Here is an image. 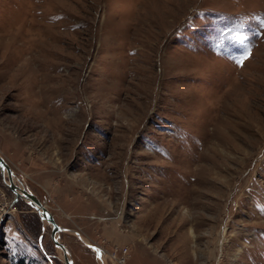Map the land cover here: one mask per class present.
<instances>
[{"label":"rangeland","instance_id":"obj_1","mask_svg":"<svg viewBox=\"0 0 264 264\" xmlns=\"http://www.w3.org/2000/svg\"><path fill=\"white\" fill-rule=\"evenodd\" d=\"M0 154L74 264H264V0H0ZM7 182L0 264H66Z\"/></svg>","mask_w":264,"mask_h":264},{"label":"water","instance_id":"obj_2","mask_svg":"<svg viewBox=\"0 0 264 264\" xmlns=\"http://www.w3.org/2000/svg\"><path fill=\"white\" fill-rule=\"evenodd\" d=\"M0 168H1L3 175L5 173H7V176H8L7 185L15 193L16 198H22V199L26 200L27 202H29L30 205L34 208V210L36 212H38L39 215L41 216V219L43 221V225L46 226L48 224L51 226L52 238L54 240L55 245L63 250L66 264H74V260L71 257V255L68 254L69 250H68L67 245L60 241L61 232H64V231L74 232V233L78 234L79 237H81V240H83L88 246H90L91 248H94L95 250L98 249L96 245H92V244H90V242H86L84 240V238H82L79 231L59 225L56 222L53 214L43 205V203L40 201V199L34 193H32V192H30L24 188H20L19 185H17L13 180L14 172H13L12 167L10 166V164L8 163L6 158L4 156H2V154H0Z\"/></svg>","mask_w":264,"mask_h":264},{"label":"bare ground","instance_id":"obj_3","mask_svg":"<svg viewBox=\"0 0 264 264\" xmlns=\"http://www.w3.org/2000/svg\"><path fill=\"white\" fill-rule=\"evenodd\" d=\"M43 173V172H42ZM44 179V178H43ZM13 180H14V182L16 183V180H15V177L13 178ZM18 185V184H17ZM19 187L20 188H22V186H20L19 185ZM19 189V188H18ZM66 232V231H65ZM67 232H69V231H67ZM145 232V231H144ZM130 235H133V233L132 234H130ZM81 236H82V238H84V236L82 235V233H81ZM81 238V237H80ZM84 240L86 241V242H89L86 238H84ZM62 255H63V257H64V252H63V250H62ZM100 255H101V258L103 257V259H102V261H103V263H105V264H107V260H108V254H105L103 251H101L100 252Z\"/></svg>","mask_w":264,"mask_h":264},{"label":"trees","instance_id":"obj_4","mask_svg":"<svg viewBox=\"0 0 264 264\" xmlns=\"http://www.w3.org/2000/svg\"><path fill=\"white\" fill-rule=\"evenodd\" d=\"M22 263V262H21Z\"/></svg>","mask_w":264,"mask_h":264}]
</instances>
